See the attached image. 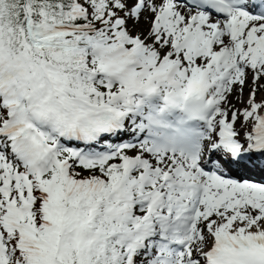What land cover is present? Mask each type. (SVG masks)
<instances>
[{
    "label": "snow or ice",
    "instance_id": "1",
    "mask_svg": "<svg viewBox=\"0 0 264 264\" xmlns=\"http://www.w3.org/2000/svg\"><path fill=\"white\" fill-rule=\"evenodd\" d=\"M0 264H264V0H0Z\"/></svg>",
    "mask_w": 264,
    "mask_h": 264
},
{
    "label": "rangeland",
    "instance_id": "2",
    "mask_svg": "<svg viewBox=\"0 0 264 264\" xmlns=\"http://www.w3.org/2000/svg\"><path fill=\"white\" fill-rule=\"evenodd\" d=\"M247 94V93H246ZM258 99H259V97H258Z\"/></svg>",
    "mask_w": 264,
    "mask_h": 264
}]
</instances>
